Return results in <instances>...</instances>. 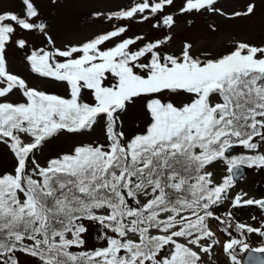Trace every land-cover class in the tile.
Wrapping results in <instances>:
<instances>
[{
  "label": "snow or ice",
  "instance_id": "6c2138e0",
  "mask_svg": "<svg viewBox=\"0 0 264 264\" xmlns=\"http://www.w3.org/2000/svg\"><path fill=\"white\" fill-rule=\"evenodd\" d=\"M22 3L23 16L0 12V143L16 160L13 171L0 174V264H216L218 245L231 264H264V245L247 242L251 234L264 238V221L254 227L235 221L231 209L217 214L226 201L264 211V199L228 195L241 166L264 168V46L240 42L218 57L193 56L190 43L179 55L166 53L170 36L139 45L143 36L128 37L106 46L128 31L123 25L61 50L38 20L33 0ZM215 3L185 0L180 11H218ZM171 5L173 0H138L106 19L137 20L139 14L142 23ZM254 8L249 3L232 15ZM174 23L165 14L153 27ZM17 27L38 31L53 44L52 50H32L26 60L32 72L65 83L67 96L31 88L7 70L6 47L27 43L12 40ZM14 90L23 102L8 100ZM172 94L190 99L177 106ZM138 98L150 121L127 137L117 126ZM100 119L106 144H80L43 166L37 162L48 139L90 131ZM239 146L253 154L226 155ZM217 161L226 162L229 173L220 183L207 170ZM212 221L223 226L226 241ZM86 223L99 226L92 232L104 246L74 251L85 244Z\"/></svg>",
  "mask_w": 264,
  "mask_h": 264
},
{
  "label": "rangeland",
  "instance_id": "374dc122",
  "mask_svg": "<svg viewBox=\"0 0 264 264\" xmlns=\"http://www.w3.org/2000/svg\"><path fill=\"white\" fill-rule=\"evenodd\" d=\"M138 0H33V3L39 12V21L47 25V35L51 37L55 48L61 50L67 46H78L98 34L110 31L114 26L126 25L128 31L123 37L114 38L111 42H106V46H114L122 38L143 36L144 40L138 41L143 44L147 41L163 39L170 36L171 39L163 46V51L169 54L179 55L185 43L192 45L191 54L201 56L209 53L211 57H218L235 49L238 43L243 42L254 46H264V0H216L214 8L218 11L200 10L181 13L180 9L184 6L185 0H173V5L166 6L163 14L149 21L138 22L137 20H112L106 19L107 14L113 11L126 9ZM255 5L253 13L249 15L233 16L236 12H245L247 5ZM0 12H15L20 16L24 15V5L22 0H0ZM96 13L103 15L97 16ZM165 14H171L175 23L171 28H154L153 24L160 22ZM214 29V30H213ZM24 39L26 47L20 49L15 43H10L6 47L7 70L23 78L29 87L42 90L47 93L67 96L68 89L65 83L57 82L51 78L41 77L30 69L26 57L34 49L52 50L53 44H50L44 34L38 31L21 30L17 27L12 40ZM136 46L134 45L133 48ZM83 99L92 102L88 92L83 94ZM172 102L177 106L188 102L190 97L184 94L171 95ZM8 100L13 103L23 102L24 97L18 90H14L8 96ZM122 125L119 124V130H123L127 137L142 132L150 121L144 103L141 99L129 104L126 111L120 116ZM91 131L73 134L61 132L58 135L48 139L42 148L36 152V160L42 166L51 158H56L64 153H70L73 148L80 144L102 143L106 144L104 130V120H98ZM264 152V145L259 149ZM253 154L242 146L238 155ZM16 160L9 148L0 143V174L11 172L14 169ZM227 164L223 161L214 162L208 167V171L213 173V180L216 183L222 182L223 177L229 175ZM244 199L264 198V168H249L248 175L238 184H234L229 190V197L242 195ZM231 209L235 218L242 219L252 226H259V222L264 220V214L256 205H246L233 208L226 201L225 205L217 209V214L223 215ZM252 217H256L255 220ZM218 226L217 221H212L210 227ZM89 233L84 234L85 244L80 249L74 251L91 250L95 247H103V240H96V233L92 232L93 227L98 225L86 223ZM219 228V226H218ZM222 235L228 237L220 230ZM236 237V235H233ZM249 244L257 245L264 243V239L256 234L249 236ZM214 261L216 264H224L221 259V252L216 246ZM213 249V250H214ZM239 251V249H237ZM22 261H29L30 258L21 256ZM208 261L207 255L204 256ZM210 264V261H208Z\"/></svg>",
  "mask_w": 264,
  "mask_h": 264
},
{
  "label": "water",
  "instance_id": "95a60500",
  "mask_svg": "<svg viewBox=\"0 0 264 264\" xmlns=\"http://www.w3.org/2000/svg\"><path fill=\"white\" fill-rule=\"evenodd\" d=\"M239 147H234L229 153H227V156H231L235 151L238 150ZM246 173V169L244 168V166L240 167L239 173L237 174V176L235 177V181H238L242 176H244ZM248 255V253L245 254L244 257H246Z\"/></svg>",
  "mask_w": 264,
  "mask_h": 264
}]
</instances>
